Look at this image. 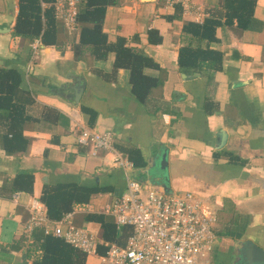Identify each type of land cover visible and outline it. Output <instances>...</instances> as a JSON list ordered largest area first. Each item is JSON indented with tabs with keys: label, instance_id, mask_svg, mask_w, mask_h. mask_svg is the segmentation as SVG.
<instances>
[{
	"label": "crops",
	"instance_id": "0c3cea01",
	"mask_svg": "<svg viewBox=\"0 0 264 264\" xmlns=\"http://www.w3.org/2000/svg\"><path fill=\"white\" fill-rule=\"evenodd\" d=\"M18 1L0 0V67L21 73L20 88L33 102L25 108L26 150L6 155L0 147V264L31 263L25 246H9L21 235L29 239V207L45 184L112 187L72 212V223L94 235L98 224L85 222L84 214L103 213L123 193V171L111 165L110 155H91L77 144L78 125L110 131L115 149L129 161L137 153L144 166H133L135 179L203 199L205 212L216 217L210 264L241 262L240 247L248 242L264 249V0H255L244 28L235 19L225 23L222 0H195L190 12L167 0H120L107 7L108 40L124 37L152 60L142 72L154 84L142 101L132 93L129 71H113L114 52L101 60L88 51L77 58L67 42L40 45L33 58L32 41L12 35ZM210 17L221 23L214 41H198L183 30L187 22ZM150 30L160 41L149 40ZM185 45L219 51L221 68L205 60L199 71H182L178 56ZM85 110L94 114L92 121ZM6 114L0 108V134ZM19 171L33 173L32 193L9 190ZM58 225L65 229L59 222L46 228L54 232ZM86 262L101 264L93 255Z\"/></svg>",
	"mask_w": 264,
	"mask_h": 264
},
{
	"label": "trees",
	"instance_id": "16d2710c",
	"mask_svg": "<svg viewBox=\"0 0 264 264\" xmlns=\"http://www.w3.org/2000/svg\"><path fill=\"white\" fill-rule=\"evenodd\" d=\"M55 1L19 0L12 35L30 41L39 39L42 45L56 48H61L69 42L77 58L82 52L88 51L94 59L101 60L105 59L109 52H114L113 71L118 68L128 70L132 93L140 101L144 100L154 80L145 76L142 70L146 66L153 65L152 60L142 51L127 46L124 37H117L111 42L103 32L107 7L119 4L120 0H78L76 43L74 42L76 37L68 38L61 21L55 17L53 6ZM221 3L225 23L231 24L235 19L240 28L249 24L253 17L255 0H222ZM220 24L218 19L210 17L201 24L187 22L183 30L198 41L205 40L209 43L216 40L215 30ZM154 34H157L154 30L148 32L149 40L160 41V38L152 39ZM205 60H212L213 68L219 70L222 54L208 46L185 45L179 49L178 64L182 71H199L200 63ZM21 77V73L14 68L0 67V108L7 112L5 116L7 129L0 134V147L6 155L24 152L28 146V139L23 135V123L29 118L25 114V108L33 102V99L29 92L20 88ZM89 113L87 114L90 122L94 114ZM139 157L137 153L128 155L136 168L144 166V162ZM33 181L32 172L19 171L8 188L11 192L32 193ZM111 190L110 186H85L78 183L45 184L39 201L45 208L48 220L59 221L66 214L72 213L76 205L87 204L95 194ZM83 220L98 224L96 252L99 255L106 252V243L115 242L123 245L131 231L129 227L117 229L112 217L102 212H87ZM23 246L26 247L27 256L31 258L30 264H87V255L84 252L66 242L64 238L46 232L44 227H34L29 233V239L21 235L20 239L9 247L20 250Z\"/></svg>",
	"mask_w": 264,
	"mask_h": 264
},
{
	"label": "built area",
	"instance_id": "2783aa9c",
	"mask_svg": "<svg viewBox=\"0 0 264 264\" xmlns=\"http://www.w3.org/2000/svg\"><path fill=\"white\" fill-rule=\"evenodd\" d=\"M191 11L195 0H167ZM77 0H56L55 17L63 25L68 37L77 35ZM42 45L39 39L31 43L34 58ZM31 63L27 65V69ZM77 144L90 148L91 155L104 153L111 156V165L124 174V191L110 203L104 214L112 217L116 228L131 229L125 243H106L107 250L96 252L97 237L88 230L72 223V213L59 221L46 217L43 204L31 202L30 217L26 229L37 226L46 232L64 238L87 256H96L101 264H210V255L216 239V217L205 212L204 201L191 192H169L159 186L146 185L132 176L133 164L114 147L110 131L98 132L92 128L77 126ZM48 222H59L54 232L46 228Z\"/></svg>",
	"mask_w": 264,
	"mask_h": 264
},
{
	"label": "water",
	"instance_id": "95a60500",
	"mask_svg": "<svg viewBox=\"0 0 264 264\" xmlns=\"http://www.w3.org/2000/svg\"><path fill=\"white\" fill-rule=\"evenodd\" d=\"M241 262L240 264H264V249L247 243L240 247ZM237 262V264H239Z\"/></svg>",
	"mask_w": 264,
	"mask_h": 264
},
{
	"label": "rangeland",
	"instance_id": "374dc122",
	"mask_svg": "<svg viewBox=\"0 0 264 264\" xmlns=\"http://www.w3.org/2000/svg\"><path fill=\"white\" fill-rule=\"evenodd\" d=\"M69 38V37H68Z\"/></svg>",
	"mask_w": 264,
	"mask_h": 264
}]
</instances>
